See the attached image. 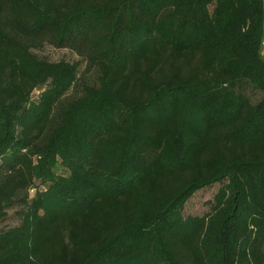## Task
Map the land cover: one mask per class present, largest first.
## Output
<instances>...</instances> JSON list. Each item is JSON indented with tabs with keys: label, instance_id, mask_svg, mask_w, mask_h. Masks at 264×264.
<instances>
[{
	"label": "trees",
	"instance_id": "obj_1",
	"mask_svg": "<svg viewBox=\"0 0 264 264\" xmlns=\"http://www.w3.org/2000/svg\"><path fill=\"white\" fill-rule=\"evenodd\" d=\"M0 264H264V0H0Z\"/></svg>",
	"mask_w": 264,
	"mask_h": 264
},
{
	"label": "rangeland",
	"instance_id": "obj_2",
	"mask_svg": "<svg viewBox=\"0 0 264 264\" xmlns=\"http://www.w3.org/2000/svg\"><path fill=\"white\" fill-rule=\"evenodd\" d=\"M36 53L49 61L66 60L69 62L78 61L80 58L68 49H57L50 45H44L41 49L37 50ZM79 76H81V83H88L90 81V75L85 73V63H82L79 69ZM77 91L73 90L71 96L77 95ZM255 96H259L256 94ZM221 184H215L206 187L196 192L185 204L183 214L187 216H203L209 213L213 204L214 196L218 192ZM19 220L15 214V209L9 210L7 218L2 223L1 227H10L17 225Z\"/></svg>",
	"mask_w": 264,
	"mask_h": 264
}]
</instances>
